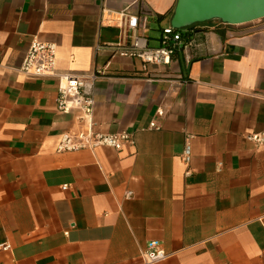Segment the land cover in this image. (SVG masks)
<instances>
[{
	"label": "crops",
	"instance_id": "0c3cea01",
	"mask_svg": "<svg viewBox=\"0 0 264 264\" xmlns=\"http://www.w3.org/2000/svg\"><path fill=\"white\" fill-rule=\"evenodd\" d=\"M176 2L0 0V264H144L154 240L156 264H264V142L248 139L264 135V18L180 30L169 66L108 48L123 15L159 45ZM35 37L58 46L59 73H99L94 130L134 144L56 152L79 125L57 79L18 71Z\"/></svg>",
	"mask_w": 264,
	"mask_h": 264
},
{
	"label": "built area",
	"instance_id": "2783aa9c",
	"mask_svg": "<svg viewBox=\"0 0 264 264\" xmlns=\"http://www.w3.org/2000/svg\"><path fill=\"white\" fill-rule=\"evenodd\" d=\"M140 25L139 16H122L120 27L123 28V36L118 42L109 44L108 48L114 55L120 57L138 59L143 68L151 66H169L174 55L183 44V35L171 25L162 29L160 44L153 46L146 35L138 34ZM130 31V35L127 33ZM58 46L55 43L41 41L35 37L25 54L22 65L18 71L25 75L58 80L57 108L63 114L75 115L79 129L75 132H64L56 146V152H72L80 150H95L99 147H110L121 150L125 144H134L131 133L123 131L118 133H104L94 130V113L96 103V82L99 79L97 71L82 74L69 75L57 71ZM165 111L158 109L156 116L163 118ZM150 129H160L161 126L154 119L149 124ZM248 139L257 145L264 142L263 134L249 136ZM192 159V150L189 140L186 142L182 160L189 165ZM188 170L187 173H189ZM67 185H65V188ZM133 196L132 191H127L126 198ZM9 244L4 246L5 250ZM144 264H156L164 261L169 254L160 241H150L143 252Z\"/></svg>",
	"mask_w": 264,
	"mask_h": 264
},
{
	"label": "water",
	"instance_id": "95a60500",
	"mask_svg": "<svg viewBox=\"0 0 264 264\" xmlns=\"http://www.w3.org/2000/svg\"><path fill=\"white\" fill-rule=\"evenodd\" d=\"M263 18L264 0H177L170 25L180 31L213 20L243 25Z\"/></svg>",
	"mask_w": 264,
	"mask_h": 264
},
{
	"label": "rangeland",
	"instance_id": "374dc122",
	"mask_svg": "<svg viewBox=\"0 0 264 264\" xmlns=\"http://www.w3.org/2000/svg\"><path fill=\"white\" fill-rule=\"evenodd\" d=\"M258 21H259V20H258ZM210 22H211V21H210ZM165 24H166V23H164V22H162L161 24H159L158 22H156V23H152V22H151V28H153V29H152V33H153V34H155V33H156V34H158V33L160 34V32H161L160 29H161V27L164 26Z\"/></svg>",
	"mask_w": 264,
	"mask_h": 264
},
{
	"label": "trees",
	"instance_id": "16d2710c",
	"mask_svg": "<svg viewBox=\"0 0 264 264\" xmlns=\"http://www.w3.org/2000/svg\"><path fill=\"white\" fill-rule=\"evenodd\" d=\"M174 9H175V7H174Z\"/></svg>",
	"mask_w": 264,
	"mask_h": 264
}]
</instances>
